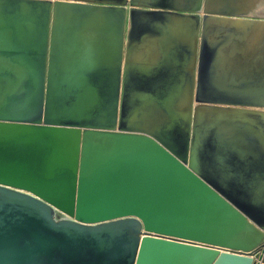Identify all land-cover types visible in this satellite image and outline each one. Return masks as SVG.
<instances>
[{"label":"water","instance_id":"1","mask_svg":"<svg viewBox=\"0 0 264 264\" xmlns=\"http://www.w3.org/2000/svg\"><path fill=\"white\" fill-rule=\"evenodd\" d=\"M63 5L0 0V264H264V47L247 50L264 0H205L199 43L180 13L185 89L148 109L119 68L105 93L86 84L99 71H55ZM154 111L167 122L139 121Z\"/></svg>","mask_w":264,"mask_h":264},{"label":"crops","instance_id":"2","mask_svg":"<svg viewBox=\"0 0 264 264\" xmlns=\"http://www.w3.org/2000/svg\"><path fill=\"white\" fill-rule=\"evenodd\" d=\"M62 1L75 6L63 5L57 10L55 71H72L73 77L76 71H99L93 75L97 80L86 84L94 86V93H105L110 84V72L119 68V95L125 91L143 93L138 100H143L147 109L155 100L149 96L151 92H184L185 74L188 76L190 71L188 53L193 41L190 29L193 23L180 13L195 10L199 18V43L202 26H205V0H200L199 8L194 7L193 0H134L135 6H129V0L124 4ZM130 7L136 9L131 17ZM236 42L232 39V44ZM249 42L253 48L262 50L264 47L262 37H252ZM241 43L239 41L240 50ZM236 57L233 71H242V60L239 57V65H236ZM79 76L71 81L75 92L76 85L81 88L83 84L82 75ZM251 76L262 83V75L253 73ZM232 78L238 81L241 75L233 73ZM177 100L179 104H174V108L180 109L183 99L179 95ZM143 115L146 118L140 122H167L162 111Z\"/></svg>","mask_w":264,"mask_h":264},{"label":"flooded vegetation","instance_id":"3","mask_svg":"<svg viewBox=\"0 0 264 264\" xmlns=\"http://www.w3.org/2000/svg\"><path fill=\"white\" fill-rule=\"evenodd\" d=\"M233 39H235V38H233ZM237 40V39H236ZM240 41V40H239ZM239 41H238V43L236 42V44H232V47H233V58L234 57H236L237 56V54H236V52H235V50L238 48L239 49ZM242 42V41H241ZM241 46H242V43H241ZM228 47V46H227ZM247 47H248V51H252V49H253V47H252V44H251V42H247ZM241 49H242V47H241ZM240 50V49H239ZM264 50V49H263ZM235 54H236V56H235ZM237 59H236V65H239V57H236ZM242 60V59H241ZM238 61V62H237ZM248 62V61H247ZM233 64H235V58L233 59V61H232V65ZM241 66H243V62L241 61ZM249 66V65H248Z\"/></svg>","mask_w":264,"mask_h":264}]
</instances>
